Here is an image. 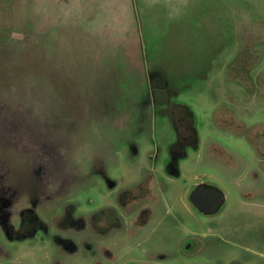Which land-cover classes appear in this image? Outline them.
<instances>
[{"label":"rangeland","instance_id":"374dc122","mask_svg":"<svg viewBox=\"0 0 264 264\" xmlns=\"http://www.w3.org/2000/svg\"><path fill=\"white\" fill-rule=\"evenodd\" d=\"M120 1L0 0V264H217L189 191L264 183V0Z\"/></svg>","mask_w":264,"mask_h":264},{"label":"flooded vegetation","instance_id":"af4514ba","mask_svg":"<svg viewBox=\"0 0 264 264\" xmlns=\"http://www.w3.org/2000/svg\"><path fill=\"white\" fill-rule=\"evenodd\" d=\"M260 137L254 140L253 146L264 151V137ZM107 185L112 186L114 183H107ZM126 192L124 190L118 194L119 211L110 206H104L101 210L107 212L106 217L101 219L95 214L87 217L92 234L109 237L121 233L122 230L125 231ZM249 195V198L236 204V209L232 213L227 210L225 198L213 214L199 212L188 200L195 210L207 219H211L194 235H188L183 239L182 251L185 253L214 251L217 253V264H264V183L255 182ZM228 246H232L235 250L229 258H224L220 250Z\"/></svg>","mask_w":264,"mask_h":264},{"label":"water","instance_id":"95a60500","mask_svg":"<svg viewBox=\"0 0 264 264\" xmlns=\"http://www.w3.org/2000/svg\"><path fill=\"white\" fill-rule=\"evenodd\" d=\"M188 200L204 214H213L224 201V194L215 185L198 183L188 193Z\"/></svg>","mask_w":264,"mask_h":264},{"label":"crops","instance_id":"0c3cea01","mask_svg":"<svg viewBox=\"0 0 264 264\" xmlns=\"http://www.w3.org/2000/svg\"><path fill=\"white\" fill-rule=\"evenodd\" d=\"M119 1H120V0H119ZM125 1H126V0H123V2H121V1H120V2H121V3H124ZM128 1H129V0H127V2H128Z\"/></svg>","mask_w":264,"mask_h":264}]
</instances>
